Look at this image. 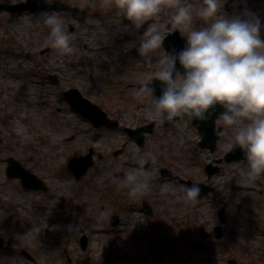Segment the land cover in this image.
Instances as JSON below:
<instances>
[{
    "label": "rangeland",
    "instance_id": "374dc122",
    "mask_svg": "<svg viewBox=\"0 0 264 264\" xmlns=\"http://www.w3.org/2000/svg\"><path fill=\"white\" fill-rule=\"evenodd\" d=\"M56 1L85 11L81 21L62 14L75 34L77 51L71 55L60 56L49 46L43 18L51 11H0V264H264V176L249 182L239 172L244 160L224 161L231 128L221 117L215 120L221 132L211 152L199 147L198 124L177 117L163 126L150 111L152 94H137L150 83L163 49L145 57L128 48L131 41L138 44L143 28L123 30L129 22L110 6L112 0ZM221 10L229 17H259L264 37L263 0H225ZM173 12L165 6L160 13L165 36L175 30L169 23ZM204 23L195 18V26ZM69 89L117 126L93 127L70 108L63 95ZM20 125L27 135L17 131ZM148 125L152 133L142 135V145L125 133ZM90 150L93 166L76 180L67 162ZM7 158L43 181L46 190L24 189L21 179L8 178ZM141 158L140 166L152 173L150 190L133 198L113 177ZM207 164L217 169L210 177ZM187 182L208 191L187 201ZM242 183L250 189L239 193ZM112 215L116 226L110 225ZM34 224H40L37 243L25 236ZM217 226L220 238L214 236Z\"/></svg>",
    "mask_w": 264,
    "mask_h": 264
},
{
    "label": "clouds",
    "instance_id": "9594fccd",
    "mask_svg": "<svg viewBox=\"0 0 264 264\" xmlns=\"http://www.w3.org/2000/svg\"><path fill=\"white\" fill-rule=\"evenodd\" d=\"M224 3L225 0H112L110 6L129 22L123 24V30L143 28L138 44L131 41L128 48L136 47L139 56L145 57L163 49L164 55L151 78L162 83L161 93L155 96L149 82L143 83L137 93L152 94L151 113L162 120L179 117L188 122L203 120L219 107L222 123L232 131L226 149L238 148L243 153L245 163L239 172L254 182L264 176V37L259 17L251 13L244 18L229 17L221 10ZM165 6L174 9L169 23L185 38L178 52L164 47L165 26L159 16ZM196 17L205 23L195 26ZM43 24L49 30V46L58 55L77 51L75 34L68 31L60 12L45 13ZM17 131L27 135L23 125ZM142 163L143 158L136 166H126L122 176L113 177L117 186L127 188L133 198L150 190L152 173L140 166ZM199 193V184L193 183L184 186L183 198L196 201ZM39 234L40 224H34L25 236L37 243Z\"/></svg>",
    "mask_w": 264,
    "mask_h": 264
},
{
    "label": "water",
    "instance_id": "95a60500",
    "mask_svg": "<svg viewBox=\"0 0 264 264\" xmlns=\"http://www.w3.org/2000/svg\"><path fill=\"white\" fill-rule=\"evenodd\" d=\"M0 11H7V12H30V13H41V12H48V11H58L61 14L62 12H71V16L74 20L81 21L85 15V11L82 8H74L68 5H63L58 1L54 0L52 3H47L46 0H25V2H21L15 5H2L0 4ZM140 30H135L140 32ZM185 39H183L178 31H173L168 33L165 40H164V47L166 49H175L177 52L184 46ZM179 67V64H177ZM182 71V69H181ZM49 79L56 83V79L54 77H49ZM149 86L153 90V94L158 96L162 91V83L155 78L152 80V83ZM64 96L68 101L70 107L76 111L78 114L82 115L86 118L90 123L95 127L98 128L100 126H109L115 127L117 126V121L110 120L106 113L100 110L96 105L90 103L88 100L84 99L80 93L76 89H69L68 91L64 92ZM222 110L217 107L215 110L211 111L209 115L203 119H193L190 122L193 124L199 125V134L201 136L200 147L208 148L211 152L215 150L216 141L219 138L221 129L215 130L214 121L218 117H220V112ZM175 119V118H174ZM169 119H163V125L167 126ZM125 132L127 133L128 137L134 140L138 145L143 144L142 135L144 133H152V125H148L146 127H141L137 129H126ZM71 140V138L65 139V141ZM115 155L118 152L114 153ZM243 153L238 149H234L227 153L224 156V160L226 162L236 161V160H243ZM7 166H6V176L8 178H19L22 181V185L24 189H32V190H46L45 184L35 177L33 174L29 173L22 166L15 161L13 158L6 159ZM93 166L92 161V151L90 150L89 153L85 156L73 157L68 162V169L70 170L71 174L74 176L76 180L80 179L89 168ZM162 176H169V171L165 169L159 170ZM205 171L208 176L213 175L216 173L217 169L212 167L211 164H208L205 168ZM193 183L189 182L188 185L191 186ZM200 193L203 194L208 191V188L200 185ZM147 210L148 208L145 207ZM149 212V211H148ZM218 217L220 221H223L224 218V209H221L218 213ZM110 224L115 226L118 224V217L113 215L110 218ZM214 235L216 238L221 237V231L219 227L215 228ZM81 246L84 248L86 244V239L84 237L81 238ZM156 250L160 253V248L158 244L154 241L153 242ZM0 240V246H1ZM163 264V263H162ZM228 264H236L234 260H230Z\"/></svg>",
    "mask_w": 264,
    "mask_h": 264
},
{
    "label": "bare ground",
    "instance_id": "6f19581e",
    "mask_svg": "<svg viewBox=\"0 0 264 264\" xmlns=\"http://www.w3.org/2000/svg\"><path fill=\"white\" fill-rule=\"evenodd\" d=\"M181 135H183V137H185L186 136V134L183 132H181ZM239 193H241V192H244V191H247L248 189H250V187H249V185L248 184H245V183H242V184H240V186H239ZM247 210H248V206H247ZM263 232H264V230H263ZM244 244L246 245V246H248L250 243H248V242H244Z\"/></svg>",
    "mask_w": 264,
    "mask_h": 264
}]
</instances>
